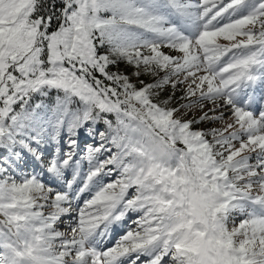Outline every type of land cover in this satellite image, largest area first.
I'll use <instances>...</instances> for the list:
<instances>
[{
    "label": "snow or ice",
    "instance_id": "6c2138e0",
    "mask_svg": "<svg viewBox=\"0 0 264 264\" xmlns=\"http://www.w3.org/2000/svg\"><path fill=\"white\" fill-rule=\"evenodd\" d=\"M0 264H264V0H0Z\"/></svg>",
    "mask_w": 264,
    "mask_h": 264
},
{
    "label": "rangeland",
    "instance_id": "374dc122",
    "mask_svg": "<svg viewBox=\"0 0 264 264\" xmlns=\"http://www.w3.org/2000/svg\"><path fill=\"white\" fill-rule=\"evenodd\" d=\"M222 43L224 42V41H221ZM164 51H168V49H164ZM120 68L122 69V70H124L125 72H127L130 76L132 75V73L134 72V71H136V69L135 68H133L131 65H127V64H125V63H121L120 64ZM161 75H163V73H161ZM140 79H142V80H144L145 82H152V80L154 79L153 77H150V76H144V75H142L141 77H140ZM133 82L135 83V82H137L136 81V78L133 76ZM183 85H181V86H179V87H177L176 89H172L170 86L169 87H166L165 88V90L161 93V97L160 98H167L168 96H170V95H173V93H175L176 94V96H178L179 98H178V103L176 104H173L174 102H173V100H172V102H171V104L172 105H170V106H176V105H178V104H182V103H187L188 101H186V100H181L180 99V97L183 95V91H182V89H183ZM205 104H206V109L205 110H207V108H211L212 107V104L211 103H209V102H205ZM187 111V110H186ZM200 113H199V110L198 109H194L192 112H191V115H190V117L189 118H193V117H196V116H198ZM212 126H217V125H212ZM199 127H209V125H207V124H202V125H199ZM50 148L52 147V146H49ZM115 177H113V179H114ZM85 198H87V197H85ZM131 219H135V215H133L132 217H131ZM128 223H129V221H125V224L124 225H122L121 226V228L118 230L119 231V233L120 234H123V232L127 229V226H128ZM131 227L132 228H135V225L134 224H132L131 225ZM61 230H64V228L62 227L61 228ZM111 243H112V241H109L108 242V244H107V246H111Z\"/></svg>",
    "mask_w": 264,
    "mask_h": 264
},
{
    "label": "trees",
    "instance_id": "16d2710c",
    "mask_svg": "<svg viewBox=\"0 0 264 264\" xmlns=\"http://www.w3.org/2000/svg\"><path fill=\"white\" fill-rule=\"evenodd\" d=\"M165 98H166V97H165ZM165 98H163V99H165ZM178 98H179V97L176 96V94L173 95V98H172V100H173V102H174L173 104H175V103L177 104V103H178V102H177V101H178ZM161 99H162V98H161ZM171 105H172V104H171Z\"/></svg>",
    "mask_w": 264,
    "mask_h": 264
}]
</instances>
